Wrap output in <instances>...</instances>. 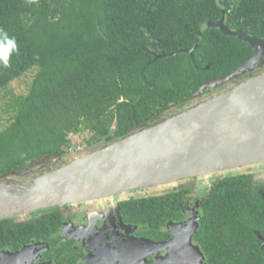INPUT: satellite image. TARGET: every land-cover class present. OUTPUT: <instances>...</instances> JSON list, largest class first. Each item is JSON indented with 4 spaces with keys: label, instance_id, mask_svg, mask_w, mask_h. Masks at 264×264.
<instances>
[{
    "label": "trees",
    "instance_id": "1",
    "mask_svg": "<svg viewBox=\"0 0 264 264\" xmlns=\"http://www.w3.org/2000/svg\"><path fill=\"white\" fill-rule=\"evenodd\" d=\"M222 11L229 29L264 39V0H0V92L36 69L27 93L13 97L5 111L12 116L0 131L2 175L47 156L63 159L75 135H89L82 153L74 148L78 156L104 148L180 110L206 82L232 74L253 50L207 27L221 20ZM196 43L192 57L173 55ZM259 73L238 76L231 86ZM49 166L18 180L58 168ZM179 193L142 198L139 221L176 206ZM202 205L205 264H264L237 238L228 253L218 238L223 227H245L248 218L264 213L263 189L252 175L214 180ZM57 209L0 220V248L54 230L49 217Z\"/></svg>",
    "mask_w": 264,
    "mask_h": 264
},
{
    "label": "water",
    "instance_id": "2",
    "mask_svg": "<svg viewBox=\"0 0 264 264\" xmlns=\"http://www.w3.org/2000/svg\"><path fill=\"white\" fill-rule=\"evenodd\" d=\"M225 15L226 11H222L221 20L207 27L248 43L253 55L232 74L203 84L191 100L211 88L226 86L256 68H260L258 75L37 177L13 178L34 174L61 161V155L44 157L23 172L0 176V220L106 200L134 190L151 192L182 180L225 174L264 163V68H261L264 39L229 29ZM197 47L196 43L191 49L173 55L186 53L192 57ZM165 57L155 56L154 60ZM193 230L182 225L174 231L181 235H177L178 240H185L183 245L188 248L185 250L190 252L188 258L169 259L168 263L165 259L154 264H205L200 250L191 246ZM122 249L120 264H146V255L138 252L137 246Z\"/></svg>",
    "mask_w": 264,
    "mask_h": 264
},
{
    "label": "flooded vegetation",
    "instance_id": "3",
    "mask_svg": "<svg viewBox=\"0 0 264 264\" xmlns=\"http://www.w3.org/2000/svg\"><path fill=\"white\" fill-rule=\"evenodd\" d=\"M235 81L238 80L234 79L227 86L211 88L199 96L200 99L199 97L196 99H199V103L207 100L233 85ZM196 99L189 101L180 110H172V108L163 115L167 118L171 117L195 105ZM74 155L75 153L63 155L60 163L63 164L67 160L70 162ZM53 165L48 168L50 170L56 168ZM255 172L261 171L251 172L249 169L244 173L252 175L255 186L262 188L264 193V181L258 182ZM4 173L0 169V176ZM225 176L226 173L214 175L213 178L197 177L179 181L175 188L163 193L166 194L165 196H170L184 191L182 199L169 209L170 212L169 210L160 212L165 216V220L160 218V213L154 215L153 209L154 216L139 221V201L142 198L159 196L146 194L148 193L146 190H137L142 194L126 200L115 202L106 199L92 202L91 207L86 210L83 209V204L57 207L54 215L49 217V220H54L55 227L51 226L54 230L36 234L31 240L19 243L16 247L0 248V264H120L121 249L131 245L137 246L138 252L142 251L140 253L146 255V264H154L165 259L166 263L169 259L178 261L182 257L188 258L190 254L185 250L188 248L183 245L185 240H178V236L181 235L175 233L173 229V226L184 224L188 229H194L191 234V246L199 249L204 256L208 243L200 233L204 214L202 202L209 197L213 181L223 179ZM262 180L264 179H260ZM196 182L197 185H194ZM197 187L200 189H196ZM263 215L264 213H261L259 218H248L245 227H223L221 229L223 234H218L221 241H226L220 244L221 250L228 253L230 248L236 246L230 243L231 240L237 244L238 239L249 253L264 258ZM38 236L42 237L38 238ZM164 245H173V247H164Z\"/></svg>",
    "mask_w": 264,
    "mask_h": 264
},
{
    "label": "rangeland",
    "instance_id": "4",
    "mask_svg": "<svg viewBox=\"0 0 264 264\" xmlns=\"http://www.w3.org/2000/svg\"><path fill=\"white\" fill-rule=\"evenodd\" d=\"M35 72H36V69H32V70L28 71L22 78L13 81L6 90L0 92V131L8 124L9 118L12 116L10 112H5L6 110H8L7 106L10 104V101L12 100L13 97L22 96V95H25L27 93L28 85L32 82L33 77L35 75ZM199 99H200V97H199ZM199 99L195 100L196 104L199 103L198 102ZM88 137H89L88 134H79V135L72 136L74 148L77 149L79 152L83 151L82 145L88 139ZM74 148H73V151H71V153L72 154L75 153V155H74V157L71 156L72 157L71 160H73L76 156H78L77 152H74ZM60 162L61 161L58 160L56 163H54L53 166L59 167V165L61 164ZM27 169H29V168H26L25 170H27ZM249 169L251 170V172L252 171H261L258 173L255 172L256 173L255 177L257 178L258 182L264 181V180L260 181V179H264V163L253 165L249 168H242L240 170L230 171L226 174L237 175V174L242 173V172H247V171H249ZM213 176L214 175L207 176V177L213 178ZM13 178L22 179L23 177L13 176ZM177 183L174 184L173 186L163 187V188H159L157 190H152L151 192L148 191V193H146V192L145 193L146 194L151 193L154 195L161 194V193H164L166 191H170L173 188H175L177 186ZM194 185H197V182ZM198 187H200V186H198ZM198 187L196 189H200ZM141 194H142L141 191L134 190V191H129L122 196L113 197V198H110L108 200L116 202L118 200H126L128 198L137 197L138 195H141ZM83 205H84L83 209H85V210L89 209L91 207V203H85ZM184 226L186 227L185 224H184ZM176 228H177V226H173L174 230Z\"/></svg>",
    "mask_w": 264,
    "mask_h": 264
},
{
    "label": "clouds",
    "instance_id": "5",
    "mask_svg": "<svg viewBox=\"0 0 264 264\" xmlns=\"http://www.w3.org/2000/svg\"><path fill=\"white\" fill-rule=\"evenodd\" d=\"M5 66H7V65H5Z\"/></svg>",
    "mask_w": 264,
    "mask_h": 264
}]
</instances>
